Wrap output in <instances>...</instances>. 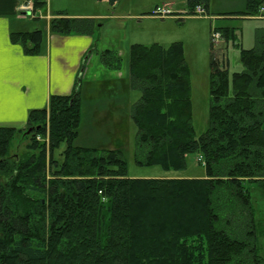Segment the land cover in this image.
Masks as SVG:
<instances>
[{
  "label": "trees",
  "instance_id": "1",
  "mask_svg": "<svg viewBox=\"0 0 264 264\" xmlns=\"http://www.w3.org/2000/svg\"><path fill=\"white\" fill-rule=\"evenodd\" d=\"M33 4L40 11L47 0ZM263 4L247 0L241 15L259 17ZM197 7L209 13V0H189L187 14ZM96 27L64 11L50 20L60 35L93 36ZM12 41L38 55L43 33H14ZM88 58L70 95L32 110L25 129L0 127V264H264V219L251 200L252 186L264 195V30L241 50L232 81L212 43L209 127L198 137L181 43L131 47L130 84L141 92L130 112L136 164L182 170L197 153L200 179H132L121 150L74 145ZM100 61L123 69L118 51H103ZM18 136L25 154L12 153Z\"/></svg>",
  "mask_w": 264,
  "mask_h": 264
},
{
  "label": "rangeland",
  "instance_id": "2",
  "mask_svg": "<svg viewBox=\"0 0 264 264\" xmlns=\"http://www.w3.org/2000/svg\"><path fill=\"white\" fill-rule=\"evenodd\" d=\"M188 1L119 0L112 5L106 0H48L49 7L37 11L34 20L37 22L40 21L38 19H42L37 24L42 29L46 28L47 16L53 18L59 11H64L73 18L96 20L97 27L94 32L96 47L88 52L83 83L97 75L100 79L111 78V85L114 86L120 82L121 88V83L125 82L122 81L125 75H129L130 51L133 45L146 47L159 45L169 48L174 43H181L190 72L193 126L198 137L209 127L212 43L215 59L228 67L232 81L233 74L241 70V50L255 47L259 30L260 32L264 30V18L241 15L247 10V0H209V13L206 12L203 16L188 15ZM158 8L170 10V15L157 14ZM92 15L98 17H90ZM29 17L32 18V15ZM35 21L29 22L30 26L27 28H33ZM223 29L232 31L234 37L227 39L222 36L214 43L213 32L215 30L222 32ZM105 50L118 51L122 56L121 72H110L101 64L100 54ZM114 92L117 90L114 89ZM140 98L141 92L129 85L126 92L123 91L121 95L115 97V102L111 105V111L115 110L117 115V121L111 123V149L120 146L127 161L128 176L132 179L204 178L206 170L197 153L186 156V167L182 170L166 171L160 166L142 167L136 164L134 152L137 128L129 116L131 108ZM107 106L106 102L105 107ZM93 112L91 108L90 115H93ZM86 125L81 138H78L74 145H97L98 142L93 143L91 140L90 119ZM94 137L99 140L106 138V135L103 129L96 128ZM26 145L27 141L18 136L13 142L15 150L12 153H27ZM64 148L65 145H62L58 152H62ZM251 200L256 210L257 221L263 220L264 195L259 187H251Z\"/></svg>",
  "mask_w": 264,
  "mask_h": 264
},
{
  "label": "crops",
  "instance_id": "3",
  "mask_svg": "<svg viewBox=\"0 0 264 264\" xmlns=\"http://www.w3.org/2000/svg\"><path fill=\"white\" fill-rule=\"evenodd\" d=\"M28 3L33 5V0H0V127L25 129L32 110L47 108L51 96L70 95L88 52L96 47L94 35L53 33L50 29L51 16H47L46 28L42 29L37 25L41 18L36 22L35 13H32L30 18L28 12L23 11V6ZM260 17L264 18V12ZM31 21L36 23L33 28H27ZM34 31L43 33L42 49L38 55L27 54L21 44L12 41L14 33ZM129 80V75H125V79L122 80L125 82L121 83V88L120 82L114 86L111 85V78L100 79L97 75L82 83L78 138H81L87 126L86 122L90 119L91 140L98 143L96 146L81 147L111 149V123L117 121L116 111H111V105L115 102V97L121 95L123 91L126 92L128 86H131ZM114 89L117 92H114ZM91 108L94 111L93 115H90ZM129 118L131 120L130 116ZM96 128L103 129L106 138L98 140L94 137ZM118 147L115 149L120 150V146Z\"/></svg>",
  "mask_w": 264,
  "mask_h": 264
},
{
  "label": "built area",
  "instance_id": "4",
  "mask_svg": "<svg viewBox=\"0 0 264 264\" xmlns=\"http://www.w3.org/2000/svg\"><path fill=\"white\" fill-rule=\"evenodd\" d=\"M30 8H31L30 6H24V7H23V10H30ZM158 11H160L162 14H168V13H169L168 10H162V9H159ZM198 12H199V13H202L203 10H202L201 8H198ZM214 37H215V38H218L219 35H215Z\"/></svg>",
  "mask_w": 264,
  "mask_h": 264
}]
</instances>
